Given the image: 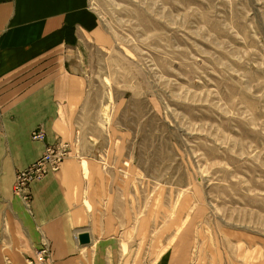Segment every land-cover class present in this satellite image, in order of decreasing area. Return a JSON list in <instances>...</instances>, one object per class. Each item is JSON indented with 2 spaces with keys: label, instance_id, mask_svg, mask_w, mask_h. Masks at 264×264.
<instances>
[{
  "label": "rangeland",
  "instance_id": "1",
  "mask_svg": "<svg viewBox=\"0 0 264 264\" xmlns=\"http://www.w3.org/2000/svg\"><path fill=\"white\" fill-rule=\"evenodd\" d=\"M90 1L92 98L145 235L182 264H264V0Z\"/></svg>",
  "mask_w": 264,
  "mask_h": 264
},
{
  "label": "crops",
  "instance_id": "2",
  "mask_svg": "<svg viewBox=\"0 0 264 264\" xmlns=\"http://www.w3.org/2000/svg\"><path fill=\"white\" fill-rule=\"evenodd\" d=\"M99 30L90 0H0V264L183 263L154 229L145 235L144 212L129 202L121 136L89 85ZM38 129L44 142L32 139ZM57 144L69 158L31 185L26 204L14 193L17 172Z\"/></svg>",
  "mask_w": 264,
  "mask_h": 264
},
{
  "label": "built area",
  "instance_id": "3",
  "mask_svg": "<svg viewBox=\"0 0 264 264\" xmlns=\"http://www.w3.org/2000/svg\"><path fill=\"white\" fill-rule=\"evenodd\" d=\"M34 141L44 142L46 135L42 130H35L32 133ZM70 156V147L68 144L48 145L44 155L28 168L17 172L14 193L22 198L26 204H31L32 193L31 185L37 181L44 179L49 173H57L61 170L63 163ZM48 252L42 250L40 256H44Z\"/></svg>",
  "mask_w": 264,
  "mask_h": 264
},
{
  "label": "water",
  "instance_id": "4",
  "mask_svg": "<svg viewBox=\"0 0 264 264\" xmlns=\"http://www.w3.org/2000/svg\"><path fill=\"white\" fill-rule=\"evenodd\" d=\"M78 240L81 245H89L91 243L90 234L87 232H83L78 235Z\"/></svg>",
  "mask_w": 264,
  "mask_h": 264
}]
</instances>
